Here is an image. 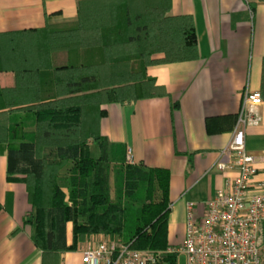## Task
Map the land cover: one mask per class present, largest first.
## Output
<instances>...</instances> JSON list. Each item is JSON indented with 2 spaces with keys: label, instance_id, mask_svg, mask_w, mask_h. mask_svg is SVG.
<instances>
[{
  "label": "trees",
  "instance_id": "trees-1",
  "mask_svg": "<svg viewBox=\"0 0 264 264\" xmlns=\"http://www.w3.org/2000/svg\"><path fill=\"white\" fill-rule=\"evenodd\" d=\"M169 11L170 0H87L79 3L73 24L0 34V72L14 73L17 82L12 89H0V108L34 117L29 135L25 124L15 119L7 124L9 112H0V143L8 147L7 179L25 185L33 207L27 223L43 254L74 251L93 235L125 240L122 244L139 251L169 246L168 172L129 165L122 171L123 147L107 152L99 134L105 115L101 105L157 94L153 80L146 79L148 67L197 58L192 18L170 17ZM62 51L68 53V64L53 67L52 56ZM158 55L162 58L155 59ZM89 141L100 148L96 160L90 157ZM47 149L55 150L57 160L44 156ZM109 163H120L123 172L114 202L105 172ZM69 166L67 202L59 177ZM123 196L145 202L133 209L124 206ZM67 223L72 224L68 247ZM165 258L173 263V256Z\"/></svg>",
  "mask_w": 264,
  "mask_h": 264
},
{
  "label": "crops",
  "instance_id": "crops-1",
  "mask_svg": "<svg viewBox=\"0 0 264 264\" xmlns=\"http://www.w3.org/2000/svg\"><path fill=\"white\" fill-rule=\"evenodd\" d=\"M83 1L87 0H0V34L73 24ZM168 16L192 18L197 58L148 67L146 79L153 80L157 94L101 105L105 115L99 134L107 152L123 147V166L168 172L167 240L173 245L184 237L187 204L192 203L199 215L224 187L228 175L216 171L215 164L230 139L246 91H258L262 98V121L246 130V149L264 156V0H170ZM51 59L53 67L68 63L65 53ZM16 83L14 73L0 72V89H12ZM0 112H9L7 124L15 119L25 124L27 134L34 132L32 113L7 108ZM88 146L90 157L98 159V144L90 141ZM128 149L133 164L126 161ZM7 164V143H0V264H82L84 243L74 251L54 254H43L33 244V228L27 223L33 207L25 185L7 179ZM258 169L257 179L264 180V162ZM89 239L110 237L93 235L85 242ZM65 244H72L71 223L65 226Z\"/></svg>",
  "mask_w": 264,
  "mask_h": 264
},
{
  "label": "built area",
  "instance_id": "built-area-1",
  "mask_svg": "<svg viewBox=\"0 0 264 264\" xmlns=\"http://www.w3.org/2000/svg\"><path fill=\"white\" fill-rule=\"evenodd\" d=\"M258 91H246L227 145L215 164L227 173L224 187L209 199L199 215L187 204L184 237L180 245L162 252L134 250L110 239L82 250V264H264V180H258L257 157L246 149V130L261 124ZM131 152L126 161L133 164ZM173 256V263L165 259Z\"/></svg>",
  "mask_w": 264,
  "mask_h": 264
},
{
  "label": "rangeland",
  "instance_id": "rangeland-1",
  "mask_svg": "<svg viewBox=\"0 0 264 264\" xmlns=\"http://www.w3.org/2000/svg\"><path fill=\"white\" fill-rule=\"evenodd\" d=\"M59 53H65L66 55H67V57H68V53H67V51H62V52H57V53H54V55H56V54H59ZM68 64V63H67ZM90 142V141H89ZM88 142V143H89ZM14 144H17L16 142L14 143ZM44 156L50 161V162H53V161H55V160H57V157H56V152H55V150H51V149H47V150H45V152H44ZM122 166V171H123V165H121ZM126 166H128V165H126ZM70 168H71V166H69L68 168H65L64 170H62L61 171V174H60V177H59V186L61 187V189H62V191L65 193V195H66V199L65 200H67V202H68V194H69V192H70V181H69V177H70ZM121 171V169H120V165L119 164H114V163H109L107 166H106V169H105V172H106V178H107V184H108V190H109V196H110V199H111V201L112 202H114V201H116V190H117V188H118V177H119V172ZM121 171V172H122ZM122 174H123V172H122ZM157 194H156V196H155V199L157 200ZM144 199V198H143ZM121 202H123V204H124V206H131L133 209H137V208H139L140 207V205L142 204V203H144L145 202V200H141V201H135V202H132L131 200H129L126 196L124 197H122L121 198ZM70 204H71V202H70ZM181 219L179 220V222L177 223V229H176V233H177V239L179 238V236H180V227H181ZM129 225L128 224H126L125 225V230H124V236H127L128 235V232H129ZM112 241H116V242H118L120 239H118V238H115V239H112V238H110ZM101 241V240H100ZM100 241H98V240H94V239H89L88 241H83V242H81V243H84V247H83V249H86L87 247H89V246H94V245H96L97 243H99ZM121 241V240H120ZM119 241V242H120ZM123 241H125V240H122V242H120V243H124ZM182 241H183V239H182ZM182 241H180V242H177V243H175V244H173V245H175V246H178V245H180L181 243H182ZM159 252V254H161L162 255V252L163 251H158ZM166 259V258H165ZM178 264H185V260H184V257L183 256H181L180 258H179V262H178Z\"/></svg>",
  "mask_w": 264,
  "mask_h": 264
}]
</instances>
